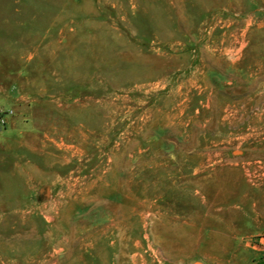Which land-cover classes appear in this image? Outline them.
Returning a JSON list of instances; mask_svg holds the SVG:
<instances>
[{
    "label": "rangeland",
    "instance_id": "rangeland-1",
    "mask_svg": "<svg viewBox=\"0 0 264 264\" xmlns=\"http://www.w3.org/2000/svg\"><path fill=\"white\" fill-rule=\"evenodd\" d=\"M195 263L264 264V0H0V264Z\"/></svg>",
    "mask_w": 264,
    "mask_h": 264
},
{
    "label": "bare ground",
    "instance_id": "bare-ground-1",
    "mask_svg": "<svg viewBox=\"0 0 264 264\" xmlns=\"http://www.w3.org/2000/svg\"><path fill=\"white\" fill-rule=\"evenodd\" d=\"M183 242H185V241H183ZM185 243H186V242H185ZM185 243H184V244H185ZM176 244H177V243H176ZM193 244H194V243H193ZM181 245H182V244H181ZM136 246H137V245H136ZM167 246H168V245H167ZM170 246H172V244H171ZM173 246H174V245H173ZM177 246H178V244H177ZM184 246H185V245H184ZM175 247H176V246H175ZM181 248H182V247H181ZM167 249H169V248L167 247ZM170 249H172V247H171ZM170 249H169V250H170ZM176 249H177V248H176ZM179 249H180V248H179ZM174 250H175V249H174ZM184 250H185V247H184ZM185 253H186V251H184V254L182 253L183 256L185 255ZM189 253H190V252H189ZM182 254H181V255H182ZM178 256H180V255H178ZM185 256H186V255H185ZM132 258H133V257H132ZM179 258H180V257H179Z\"/></svg>",
    "mask_w": 264,
    "mask_h": 264
},
{
    "label": "water",
    "instance_id": "water-1",
    "mask_svg": "<svg viewBox=\"0 0 264 264\" xmlns=\"http://www.w3.org/2000/svg\"><path fill=\"white\" fill-rule=\"evenodd\" d=\"M195 264H200V263H195Z\"/></svg>",
    "mask_w": 264,
    "mask_h": 264
}]
</instances>
